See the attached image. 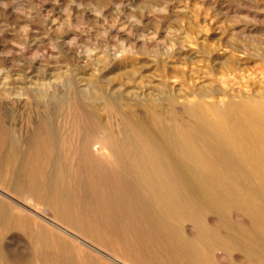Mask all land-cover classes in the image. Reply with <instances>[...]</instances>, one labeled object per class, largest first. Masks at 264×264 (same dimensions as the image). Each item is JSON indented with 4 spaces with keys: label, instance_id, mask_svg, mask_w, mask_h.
<instances>
[{
    "label": "rangeland",
    "instance_id": "rangeland-1",
    "mask_svg": "<svg viewBox=\"0 0 264 264\" xmlns=\"http://www.w3.org/2000/svg\"><path fill=\"white\" fill-rule=\"evenodd\" d=\"M251 115L264 0H0V264H264Z\"/></svg>",
    "mask_w": 264,
    "mask_h": 264
},
{
    "label": "bare ground",
    "instance_id": "bare-ground-1",
    "mask_svg": "<svg viewBox=\"0 0 264 264\" xmlns=\"http://www.w3.org/2000/svg\"><path fill=\"white\" fill-rule=\"evenodd\" d=\"M247 123H250V124H253V127H255L254 128V130H251V132H250V138L252 139V141L253 140H256V141H259L255 146H254V152H256V154H255V156H256V158H258V160H260L263 164H264V121H262V120H260V119H257L255 116H253V115H251V116H248L247 117ZM227 134V133H226ZM241 136L242 137H246V134H244L243 132L241 133ZM222 145V144H221ZM86 149H87V147H86ZM243 158V159H242ZM228 161H231V162H233V161H235V160H246V159H244V157L242 156V154L241 155H233V156H229L228 157V159H227ZM227 161V162H228ZM237 161V162H238ZM251 172L252 173H255V174H258V175H263L264 176V170H260V171H255V170H251ZM1 191V190H0ZM7 192V191H6ZM5 192V193H6ZM8 194H10V193H8ZM12 194V193H11ZM10 194V195H11ZM5 195V194H4ZM9 195V196H10ZM5 197H8L7 195L5 196ZM16 197V196H15ZM28 197V196H27ZM14 198V197H13ZM29 198V197H28ZM27 198V201L28 200H30V198L28 199ZM15 199V198H14ZM17 199H19V198H17ZM21 199V198H20ZM24 199H26V198H24ZM23 200V199H22ZM33 200V199H32ZM11 201V200H10ZM18 201V200H17ZM15 202V201H14ZM23 202H25L24 200H23ZM27 203H29V202H27ZM26 203V204H27ZM17 204V203H16ZM23 204V203H22ZM27 205H29V204H27ZM35 205L38 207V206H40V205H45V203H43L42 201H37V202H35ZM30 206V205H29ZM25 207V205H19V203H18V205L16 206V210L17 211H23V210H29L30 212H32L35 216H36V218L37 217H40V215L42 214V213H48V211H49V209H48V207H42L41 208V206H40V208H41V210L39 209V207H38V209H34V208H32V207ZM24 208V209H23ZM41 211H43L42 213H41ZM52 213V212H51ZM43 215V214H42ZM52 215V214H51ZM47 216H48V214H47ZM45 217H46V215H45ZM44 217V218H45ZM49 217V216H48ZM47 217V218H48ZM50 218H51V216H50ZM54 221V220H53ZM48 222V221H47ZM59 223V222H58ZM56 221L55 222H53L52 224H53V226L54 227H56V228H58V229H60V230H62L64 233H66L67 235H70V236H73V237H75V238H77L73 233H74V231H73V233H72V231H71V229H69V228H65V227H61V225L60 224H58ZM51 224V225H52ZM63 226V225H62ZM75 234H76V232H75ZM78 236V235H77ZM72 237V238H73ZM82 237V236H81ZM83 238V237H82ZM78 239V238H77ZM80 240V239H79ZM85 240H87V239H85ZM80 242H82L83 244H85V245H87L88 247H92V248H94L95 250H97L99 253H101L106 259H110V260H112V261H114L115 263H117V264H128L127 262H126V260H123V259H121V258H119V257H117L116 255H111V254H109V253H107V252H105L104 250H102V249H100L99 247H97L93 242H90V241H80ZM100 255V254H99ZM101 255V256H102Z\"/></svg>",
    "mask_w": 264,
    "mask_h": 264
}]
</instances>
